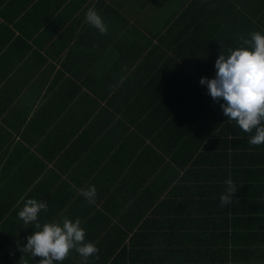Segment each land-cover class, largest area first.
<instances>
[{"label": "crops", "instance_id": "1", "mask_svg": "<svg viewBox=\"0 0 264 264\" xmlns=\"http://www.w3.org/2000/svg\"><path fill=\"white\" fill-rule=\"evenodd\" d=\"M22 1L27 7L21 15L0 6V264H23L25 259L38 264L39 257L19 250L34 230L18 217L29 198L48 203L39 214L41 223L79 218L86 241L99 249V258L89 257L88 264L103 263L111 234L120 245L125 228L141 224L142 168L152 177L156 170L151 164L161 157L160 165L164 162L171 174L167 152L175 121L184 119L188 133L194 128L213 132L209 124L198 123L211 111L220 118L223 110L212 108L222 100L214 101L200 79L215 76L222 49L226 53L246 46L231 41L236 34L250 39L254 31L264 33V0H202L192 13L210 23L205 21L206 32L201 25L198 31L218 45L229 37L230 45L201 58L202 48L207 49L203 36L184 44L179 55L174 41L172 47L161 46L160 53L172 56L164 61H159L155 39L149 48L139 41L167 13L131 12L134 0H66L58 8L54 0ZM173 5L166 0L167 9ZM106 6L110 19L101 13ZM91 7L102 16L107 34L86 23ZM172 34L178 40L176 29ZM194 49L200 52L189 56ZM230 124L235 153L245 155L231 162V173L236 169L240 184L244 177L261 179L254 183L264 191V144L251 145L250 134L234 121ZM92 185L97 195L89 203L80 190ZM122 242L125 246V237ZM82 260L72 250L55 264Z\"/></svg>", "mask_w": 264, "mask_h": 264}, {"label": "trees", "instance_id": "2", "mask_svg": "<svg viewBox=\"0 0 264 264\" xmlns=\"http://www.w3.org/2000/svg\"><path fill=\"white\" fill-rule=\"evenodd\" d=\"M54 1L58 2L56 8L66 2ZM167 1L174 5L167 9L166 0H134L135 7L131 10L134 13L139 10L150 13L157 11L163 15L167 13L166 20L153 28L152 32L147 30L148 35H143L139 41L145 48H149L155 39L159 61L172 58L165 50L160 51L161 46L172 47L174 41H178L176 47L180 48L177 53L179 55L184 44L192 45L197 38L203 40L204 37L207 49L202 48V55L198 56L201 58L210 54V50L218 52L221 46L230 45L229 37L218 45L214 44L212 36L202 35V30L198 31L201 25L206 32L204 26L207 19L201 15L198 17L192 10L200 8L202 0ZM187 1L190 3L184 7ZM3 4V11L15 15H21L27 7L22 0H0V6ZM22 4L24 7L16 6L14 8L17 10L12 9V5ZM108 10L106 6L101 13L110 19ZM207 21L210 23V20ZM174 29L179 36L178 40L173 39ZM240 33L232 38L234 44L243 45L241 37L246 39L247 36ZM198 52L200 49H194L188 55L195 57ZM114 87L115 84L112 90ZM220 105L212 109L221 111ZM217 114L211 111L204 121L198 123L209 124L213 128V132L206 134L196 128L188 133L185 129L188 123L184 119L181 122L178 119L175 121L177 124L172 134V150L168 148L167 152L172 163V166H168L171 174L164 162L160 165L159 159L164 160L161 157H158L156 165L151 164V168L156 170L152 177L142 168L139 182L146 188L140 201L141 224L137 225L136 222V226H127V230L122 232L127 240L125 246L122 242L124 237H121L120 245L114 244L112 233L111 243L106 250L108 258L103 263L95 261L93 264H264V191L254 183L261 179L249 182V178L245 181L244 177L241 180L244 183L240 184L236 178V169L231 173V162L235 163L240 156L245 155H236V140L232 144L230 138L231 124L224 114L220 118ZM193 115L187 117L191 119ZM183 123L186 125L183 126ZM160 150L166 154L164 145L160 146ZM249 156L255 157L256 154ZM229 179L237 192L233 194L232 203L222 207L220 197L225 193Z\"/></svg>", "mask_w": 264, "mask_h": 264}, {"label": "clouds", "instance_id": "3", "mask_svg": "<svg viewBox=\"0 0 264 264\" xmlns=\"http://www.w3.org/2000/svg\"><path fill=\"white\" fill-rule=\"evenodd\" d=\"M85 21L100 34H107L108 27L94 7L87 10ZM241 39L246 46L228 48L226 53L222 49L215 61V76L201 77L200 83L207 86L214 101H223L220 107L228 121H234L241 131L250 134L249 143L258 146L264 144V33L254 31L250 39ZM226 183L227 189L220 197L222 207L231 204L237 192L230 179ZM80 194L94 203L97 190L92 185L80 190ZM47 208V201L29 198L19 210L18 217L34 229L27 243L19 246L23 254L39 257L38 264L62 262L72 250L83 258L82 264H88L89 257L99 258V249L86 241L79 218L41 223L39 214ZM23 264L28 261L25 259Z\"/></svg>", "mask_w": 264, "mask_h": 264}]
</instances>
